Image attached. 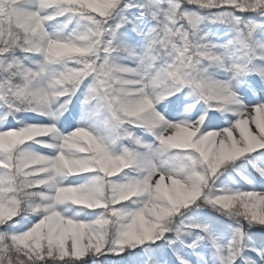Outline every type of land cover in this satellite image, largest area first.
<instances>
[{"label": "snow or ice", "instance_id": "obj_1", "mask_svg": "<svg viewBox=\"0 0 264 264\" xmlns=\"http://www.w3.org/2000/svg\"><path fill=\"white\" fill-rule=\"evenodd\" d=\"M0 264H264V0H0Z\"/></svg>", "mask_w": 264, "mask_h": 264}]
</instances>
